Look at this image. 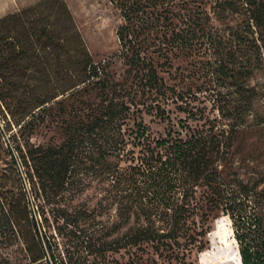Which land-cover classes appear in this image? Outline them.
Masks as SVG:
<instances>
[{"label":"trees","instance_id":"16d2710c","mask_svg":"<svg viewBox=\"0 0 264 264\" xmlns=\"http://www.w3.org/2000/svg\"><path fill=\"white\" fill-rule=\"evenodd\" d=\"M107 1L121 19L118 50L97 62L63 0L0 19V119L36 209L28 210L8 150L0 264H196L218 216L230 221L240 264H264V163L255 161L264 152L237 148L243 135L264 139V82H254L264 70V0ZM197 56L212 83V116L190 106L200 90L159 75ZM49 59L60 84L46 80ZM24 78L39 82L22 94ZM169 104L184 118L172 123ZM142 114L165 122L163 134L154 136ZM54 115H64L63 143H31ZM88 189L99 195L95 206L72 207Z\"/></svg>","mask_w":264,"mask_h":264},{"label":"rangeland","instance_id":"374dc122","mask_svg":"<svg viewBox=\"0 0 264 264\" xmlns=\"http://www.w3.org/2000/svg\"><path fill=\"white\" fill-rule=\"evenodd\" d=\"M41 0H0V19L12 12L31 6ZM66 4L78 32L89 52L93 61H101L113 55L118 50V43L115 36V30L121 23L118 12L114 10L107 0H63ZM217 26L216 22H212ZM262 59H264V50H262ZM44 56H48V51H45ZM171 67L165 73H159L164 78L167 85H172L176 89L185 90L191 88L192 91L200 90V93L195 97L189 98L191 107L204 108L206 112H210V116L214 115L211 108V97L207 88L210 84V77L206 76V72L202 69V64L205 63L202 57H191L187 59H174L171 62ZM53 62L50 59L42 64V68L49 69V77L46 78L50 85L61 83L60 79H55L50 74V68ZM54 68V67H53ZM111 71L119 76L123 72V68L116 60L111 66ZM21 83L18 92L23 93V89L28 90L25 84H37L39 79H20ZM254 82H264V70H259L255 74ZM19 97L20 95H16ZM23 96V95H22ZM27 96V95H26ZM89 102L96 104L97 100L94 96L87 97ZM169 110L171 122H175L178 118H184V114L177 111L175 105L169 104L166 107ZM57 113V109L55 110ZM55 113V114H56ZM54 115L50 118V122L45 123L34 134L30 142L34 145L42 146H60L65 140V135L60 127V120L64 115L58 118ZM142 122L149 128L154 136L163 134L166 128L165 122L159 121L154 115L142 114ZM16 129L13 128L11 132ZM0 159L9 160L8 150L13 154L15 168L20 178L24 200L27 203L28 210L33 213L36 211L31 200L27 181L24 177L23 168L20 166L14 149L9 145V133L3 130V122L0 119ZM237 148L244 151L255 149L257 152H264V139L258 133L243 135L237 140ZM256 162L264 163V156H255ZM99 198L98 193L93 189H88L77 196L71 203L72 207H81L87 211L95 206ZM99 220V218H98ZM98 227V226H97ZM52 232V231H51ZM205 248L201 253H198L193 261L196 264H240L237 245L232 235L230 221L225 216H218L207 224V233L204 238ZM93 263L92 258L90 259ZM95 264V263H93Z\"/></svg>","mask_w":264,"mask_h":264}]
</instances>
